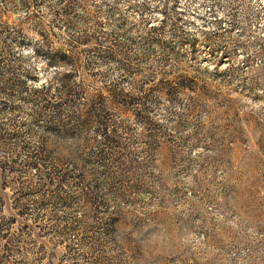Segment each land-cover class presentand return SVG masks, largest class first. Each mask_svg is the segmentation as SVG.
Here are the masks:
<instances>
[{"label": "rangeland", "instance_id": "obj_1", "mask_svg": "<svg viewBox=\"0 0 264 264\" xmlns=\"http://www.w3.org/2000/svg\"><path fill=\"white\" fill-rule=\"evenodd\" d=\"M0 217V264H264V0H0Z\"/></svg>", "mask_w": 264, "mask_h": 264}, {"label": "trees", "instance_id": "obj_2", "mask_svg": "<svg viewBox=\"0 0 264 264\" xmlns=\"http://www.w3.org/2000/svg\"><path fill=\"white\" fill-rule=\"evenodd\" d=\"M42 85H40L42 88H47L48 87V83H41ZM60 88H64L66 89V94L67 98V104L69 103L70 105H74V103H76L77 101H80V86L79 85H74L71 84L70 81L68 79H62V83H61V87ZM62 89H60L61 91ZM83 100H85V95H83ZM64 96L61 95V101L60 103H66ZM64 101V102H63ZM62 105V104H61ZM103 104L100 103L99 105H97V103H92L91 101H84V107L80 108L79 110H77V117L81 120L84 121H89L92 116H99V127H98V131L99 133L103 136L104 140L107 142H112L114 137L110 132V127L109 124L106 122L105 116L102 117L103 113L105 112V109H103ZM103 155V151L100 150V156ZM21 213V211L19 212ZM1 218V217H0ZM15 217H10L9 220L14 219Z\"/></svg>", "mask_w": 264, "mask_h": 264}]
</instances>
